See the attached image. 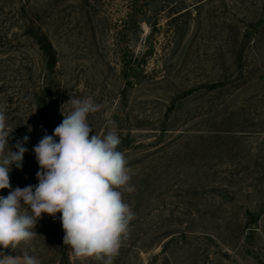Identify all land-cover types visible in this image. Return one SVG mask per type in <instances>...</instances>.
Here are the masks:
<instances>
[{
  "label": "rangeland",
  "instance_id": "374dc122",
  "mask_svg": "<svg viewBox=\"0 0 264 264\" xmlns=\"http://www.w3.org/2000/svg\"><path fill=\"white\" fill-rule=\"evenodd\" d=\"M160 1L0 0V111L10 146L29 136L11 187L38 183L33 147L62 122L71 96L91 97L102 107L88 122L101 136L115 122L135 187L123 194L134 219L113 264H264V0ZM145 12L158 23L136 39L130 15ZM31 24L47 29L59 58L47 130ZM148 45L138 71L131 65ZM222 74L226 86L210 90ZM58 217L42 214L34 239L0 251L58 264ZM169 232L184 238L167 261ZM67 252L70 264H103Z\"/></svg>",
  "mask_w": 264,
  "mask_h": 264
},
{
  "label": "clouds",
  "instance_id": "9594fccd",
  "mask_svg": "<svg viewBox=\"0 0 264 264\" xmlns=\"http://www.w3.org/2000/svg\"><path fill=\"white\" fill-rule=\"evenodd\" d=\"M65 105L70 107L67 114ZM101 107L91 97L71 96L62 104V122L51 135L45 131L32 149L40 169L38 183L15 189L10 172L13 166L22 168L29 136L10 146L13 130L0 111V190L9 189L7 196L0 195V249L16 251L22 242L36 237L33 229L42 214L55 218L60 213L63 243L76 257L113 264L134 219L123 194L135 187L125 155L118 150L121 139L115 122L108 121L110 130L103 136L88 122ZM0 264H40V260L28 252L18 258L0 251Z\"/></svg>",
  "mask_w": 264,
  "mask_h": 264
},
{
  "label": "trees",
  "instance_id": "16d2710c",
  "mask_svg": "<svg viewBox=\"0 0 264 264\" xmlns=\"http://www.w3.org/2000/svg\"><path fill=\"white\" fill-rule=\"evenodd\" d=\"M167 0H162L160 3H165ZM162 7V5H161ZM175 13H178L180 9L177 7L174 8ZM160 9L154 10L155 13H157ZM150 11V10H148ZM145 14H142V16H139V13H136L135 15H130V20L132 22V29L133 35L136 39L141 38V36L144 33L143 30V24H146L151 29H155L157 26V21L154 20L151 22L150 17L146 16ZM172 23L175 22L176 18L172 17ZM26 34H28L30 37L33 38L35 41V44L37 45L42 57H43V76H42V82L41 86L38 89V91L35 92V101L36 105L39 110V114L41 115V123L45 130L49 128V122L51 120V110L55 106V87H56V81L54 78V74L58 65V52L54 46V43L51 39V36L46 28L42 25H27ZM152 33L147 35V38L151 36ZM151 53L150 45L147 46L145 52L141 56V61L137 60L138 57H136V61L132 63L131 67L134 66L138 71H143V67L146 65V57ZM228 76L226 74H222L219 76L217 80L212 81V85L210 86V90L215 91L221 88H224L226 86ZM224 123V122H223ZM227 122L225 121V124ZM162 131L165 130V128L161 129ZM219 130H212V133L215 134V132H218ZM223 132H226L227 130H221ZM123 147V144H120L118 146V150L121 151V148ZM29 162H32V160H28ZM23 161V166H24ZM20 169H17L15 166L12 167V171L16 172ZM30 184H25L20 188H24L25 186H28ZM9 192V189L0 190V195H5ZM248 216L251 215V211H248ZM61 215V214H60ZM248 220L249 223L253 222L252 218H245ZM58 225L60 228L59 236H58V244H57V256H58V264H70L69 256L67 252V246L63 243V237L65 235L62 225L60 222V217H58ZM179 237L178 235H175L174 232H169L165 235V241L162 244V250L161 254H165V259L168 261L170 259V256L168 254L169 249L171 248L172 244L178 245L180 243V238H184V234ZM171 254V251H170ZM172 255V254H171Z\"/></svg>",
  "mask_w": 264,
  "mask_h": 264
}]
</instances>
